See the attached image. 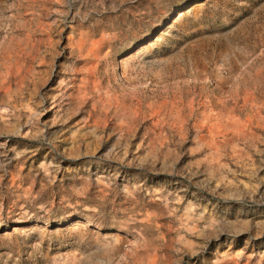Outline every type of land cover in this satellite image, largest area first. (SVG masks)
I'll return each mask as SVG.
<instances>
[{
  "label": "rangeland",
  "instance_id": "rangeland-1",
  "mask_svg": "<svg viewBox=\"0 0 264 264\" xmlns=\"http://www.w3.org/2000/svg\"><path fill=\"white\" fill-rule=\"evenodd\" d=\"M0 264H264V0H0Z\"/></svg>",
  "mask_w": 264,
  "mask_h": 264
}]
</instances>
